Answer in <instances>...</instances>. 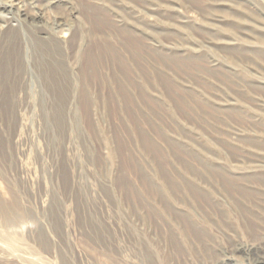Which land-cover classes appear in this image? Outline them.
<instances>
[{
    "label": "rangeland",
    "instance_id": "374dc122",
    "mask_svg": "<svg viewBox=\"0 0 264 264\" xmlns=\"http://www.w3.org/2000/svg\"><path fill=\"white\" fill-rule=\"evenodd\" d=\"M200 157L264 179V0H0V264H259L264 197L172 217Z\"/></svg>",
    "mask_w": 264,
    "mask_h": 264
},
{
    "label": "bare ground",
    "instance_id": "6f19581e",
    "mask_svg": "<svg viewBox=\"0 0 264 264\" xmlns=\"http://www.w3.org/2000/svg\"><path fill=\"white\" fill-rule=\"evenodd\" d=\"M12 7L13 4H7L4 9L11 11ZM195 160L206 169L205 171L210 173L212 178L217 180V186L206 180L204 186L195 185L189 181L185 184V188L180 189L178 187V189L173 190L172 202L182 204L184 207V209L179 208L175 206L174 202L172 203V217L176 222H182L195 235H199L198 231H200L208 236V233L198 226V221L213 225L211 222L214 216L216 220L226 225L229 222L230 212L236 213V217L240 221H246L248 215L259 219L258 213H255L250 206L240 204L239 201L240 199L254 201L253 199L257 197H264V189H262L264 188V179L257 177L253 182L245 176L229 174L219 167L215 159L210 157H200ZM188 170L193 175L196 174L195 169L190 168ZM245 181L256 184H246ZM178 192L186 193L183 195L185 199L176 195ZM254 206L264 211V205L256 203ZM151 211L154 212V210ZM257 259L259 264H264V255H259Z\"/></svg>",
    "mask_w": 264,
    "mask_h": 264
}]
</instances>
